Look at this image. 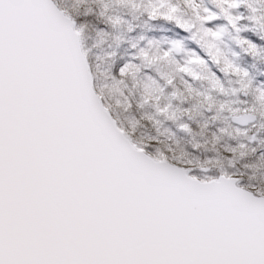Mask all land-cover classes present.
Here are the masks:
<instances>
[{
    "label": "snow or ice",
    "instance_id": "snow-or-ice-1",
    "mask_svg": "<svg viewBox=\"0 0 264 264\" xmlns=\"http://www.w3.org/2000/svg\"><path fill=\"white\" fill-rule=\"evenodd\" d=\"M256 175L264 0H0V264H264Z\"/></svg>",
    "mask_w": 264,
    "mask_h": 264
},
{
    "label": "trees",
    "instance_id": "trees-1",
    "mask_svg": "<svg viewBox=\"0 0 264 264\" xmlns=\"http://www.w3.org/2000/svg\"><path fill=\"white\" fill-rule=\"evenodd\" d=\"M65 2H70V0H65ZM255 179L260 181V180H264V177L260 176V175H256Z\"/></svg>",
    "mask_w": 264,
    "mask_h": 264
},
{
    "label": "rangeland",
    "instance_id": "rangeland-1",
    "mask_svg": "<svg viewBox=\"0 0 264 264\" xmlns=\"http://www.w3.org/2000/svg\"><path fill=\"white\" fill-rule=\"evenodd\" d=\"M97 55L103 56L104 53H102V52H97Z\"/></svg>",
    "mask_w": 264,
    "mask_h": 264
}]
</instances>
